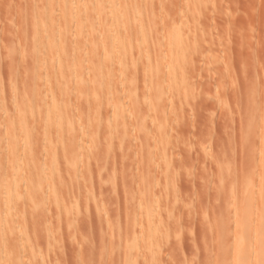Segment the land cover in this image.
Here are the masks:
<instances>
[{
	"label": "rangeland",
	"instance_id": "rangeland-1",
	"mask_svg": "<svg viewBox=\"0 0 264 264\" xmlns=\"http://www.w3.org/2000/svg\"><path fill=\"white\" fill-rule=\"evenodd\" d=\"M90 1L84 34L73 10L62 19L60 0H0V178L10 142L20 139L18 128L39 127L51 89L69 116L50 133L75 134L65 136L60 149L36 131L31 154H18L22 168L35 156L37 166L26 165L22 175L3 182L22 184L14 202L24 208L0 224L11 231L8 249L0 246V264H238L244 227L253 255L264 246L259 242L264 238L259 236L264 234V0ZM110 3L120 22L111 21ZM46 17L61 32L56 41L64 50L58 56L38 49L37 29ZM171 26L186 29L189 46L181 79L175 73L168 80L183 64L172 66L173 54L168 61ZM111 33H121L130 44L126 57L119 52L120 63L111 62L122 63L113 73L104 56ZM172 80L178 91L170 94ZM23 102L28 110L24 104L17 119L13 110ZM61 195L77 205L66 219L56 217L55 199Z\"/></svg>",
	"mask_w": 264,
	"mask_h": 264
},
{
	"label": "bare ground",
	"instance_id": "bare-ground-1",
	"mask_svg": "<svg viewBox=\"0 0 264 264\" xmlns=\"http://www.w3.org/2000/svg\"><path fill=\"white\" fill-rule=\"evenodd\" d=\"M49 1V0H48ZM61 2V4H59L60 5V7H59V9H61V11H59L60 12V14L61 13H63L62 15H60V16H62L61 18L62 19H66L67 20V18H70V16H71V10H73V14H75V17H76V24H77V28H79L80 30H82V32L84 33V34H87V32L89 31V28H88V26H89V23L90 22H88L87 20H85V18H84V13H85V11L87 10V6H88V4L89 3H91V1L90 0H85V2L84 1H80V0H60ZM90 1V2H89ZM104 1V0H103ZM132 1V0H131ZM79 2H81V4L79 3ZM108 2V1H107ZM110 2V1H109ZM59 3V2H58ZM127 3V2H126ZM125 3V4H126ZM132 3V2H131ZM95 4V3H94ZM193 4V3H192ZM48 5V4H47ZM56 5H57V3H56ZM93 5V4H92ZM104 5V4H103ZM128 5V4H127ZM134 5V4H133ZM137 5V4H136ZM105 6V5H104ZM129 6V5H128ZM193 6V5H192ZM67 7H68V9H67ZM117 7H119V6H117ZM80 8V9H79ZM89 8V7H88ZM92 8H93V6H92ZM109 8L111 9L110 11L112 12V18H111V21H113V22H117L118 20L117 19H119L118 18V14H116L115 13V8H114V6H111V3H110V5H109ZM139 8V7H138ZM50 9V8H49ZM136 9V8H135ZM36 10V9H35ZM68 10V11H67ZM137 10V9H136ZM186 10V9H185ZM192 10V9H191ZM191 10H190V12L189 13H193V12H195L196 13V11H192L191 12ZM50 11H51V9H50ZM49 11V12H50ZM90 11V10H89ZM96 11V10H95ZM94 11V12H95ZM117 11H119V10H117ZM36 12V11H35ZM58 12V13H59ZM106 12H108L107 10H106ZM182 13V12H181ZM194 13V14H195ZM200 13V12H199ZM67 14V15H66ZM90 14V13H89ZM190 14V15H191ZM137 15V14H136ZM196 15L198 16V14L196 13ZM97 16V15H96ZM95 16V17H96ZM111 16V15H110ZM119 16H120V14H119ZM197 16H193L194 18H196ZM200 16V15H199ZM198 16V17H199ZM38 17H39V15L37 14V19H38ZM182 17V16H181ZM192 17V16H191ZM193 17H192V19H193ZM47 18V17H46ZM74 18V17H73ZM84 18V19H83ZM121 18V17H120ZM138 18V17H137ZM144 18H146V17H144ZM98 19V18H97ZM135 19H136V17H135ZM99 20V19H98ZM120 20H122V19H120ZM146 20V19H145ZM195 20V19H194ZM193 20V21H194ZM147 21V20H146ZM146 21L144 22V23H146ZM181 21H183V19L181 20ZM118 22H120V21H118ZM122 22V21H121ZM129 22H132V20H130ZM56 22H54L53 21V19L51 18V17H49V18H47V20H45V21H43V22H41L40 24H39V29H37V30H41V34H39L38 33V35H40V40H39V45L40 46H38V49H39V52L40 53H42V52H47V54H50L51 52H55V55H60L62 52H63V45L61 44V41L60 40H58V42L56 41V39L59 37V35H61V32H60V29H59V27L55 24ZM61 23H62V21H61ZM93 23V22H92ZM114 23V24H115ZM140 23V22H139ZM197 23V22H196ZM69 24V23H68ZM174 25H176L175 23H173ZM172 24V25H173ZM201 24V23H200ZM118 25H120V23L118 24ZM123 25V24H122ZM137 25V24H136ZM194 25V24H193ZM74 26H76V25H74ZM144 26V25H143ZM178 26V25H177ZM184 26V25H183ZM200 26V25H199ZM63 27V26H62ZM181 27V26H180ZM194 27V26H193ZM41 28V29H40ZM67 28V27H66ZM72 28V27H71ZM132 28V27H131ZM171 28H172V26H171ZM199 28V27H198ZM78 29V30H79ZM114 29V28H113ZM115 29H116V27H115ZM119 29V28H118ZM122 29H123V27H122ZM162 29V28H161ZM188 29V28H187ZM77 30V29H76ZM78 31V32H81V31ZM88 30V31H87ZM97 31H98V29H96ZM149 30V29H148ZM185 31H186V29H184ZM197 30V29H196ZM185 31H183V30H181L180 28H178V27H173L172 29H171V32H170V34H169V36H168V42H166V43H168L167 44V47H168V45H169V51H168V53H170V54H167L168 55V61H171L170 60V58H169V55H172V56H170V57H174V59H172V60H174V65H172V66H175V67H177L178 65L180 66V64L181 63H183L184 61H185V63H186V59H184V58H186L187 57V52L185 53V49L187 48V46H189V45H184V44H186L185 43V41L187 40V38H188V34L187 33H185ZM188 31V30H187ZM200 31V30H199ZM123 32V31H122ZM196 32V31H195ZM68 33V32H67ZM82 33V34H83ZM97 33V32H96ZM113 33V32H112ZM112 33H111V35H112ZM191 33V32H190ZM74 34V33H73ZM77 34V33H76ZM133 34V33H132ZM68 35V34H67ZM79 35V34H78ZM99 35H101V34H98V36ZM110 35V36H111ZM120 35H121V33L120 34H118V33H116V34H113L112 36L113 37H111V38H109V42L107 43L108 45H107V47L105 48V50H104V56H106V55H108V59H110V61H109V64H108V66H107V69H108V71H109V73H113V70H114V68L117 66V65H115V64H113V65H111L114 61H118L119 59V57H121L120 55H119V52L121 53V54H124V52L126 51L125 49L127 48V49H129L128 47L130 46V44L128 45L127 43V39L125 38V36L123 37V38H121L120 37ZM125 35V34H124ZM128 35V34H127ZM142 35V34H141ZM194 35H196V33L194 34L193 33V37H192V39L195 41V36ZM81 36V35H80ZM87 36V35H86ZM88 36H89V33H88ZM97 36V35H96ZM191 36H192V34H191ZM39 37V36H38ZM78 37V36H77ZM76 37V38H77ZM84 37V36H83ZM100 37H102V36H100ZM134 37V36H133ZM139 37V36H138ZM149 37V36H148ZM167 37V36H166ZM198 37V36H197ZM75 38V39H76ZM146 38V37H145ZM200 38V37H199ZM67 39V38H66ZM73 39H74V37H73ZM80 39V38H79ZM97 39H98V37H97ZM104 39H106V38H104ZM149 39V38H148ZM147 39V40H148ZM162 39V38H161ZM87 40V39H86ZM91 40V39H90ZM90 40H89V42H90ZM132 40H134V39H132ZM151 40V39H150ZM60 41V42H59ZM72 41V40H71ZM76 41H77V39H76ZM80 41V40H79ZM141 41V40H140ZM149 41V40H148ZM167 41V40H166ZM72 42H74V41H72ZM71 42V43H72ZM100 42V41H99ZM102 42V41H101ZM104 42H105V40H104ZM133 42V41H132ZM187 42V41H186ZM190 42V41H189ZM67 43V42H66ZM69 43V42H68ZM86 43H87V41H86ZM134 43V42H133ZM140 43V42H139ZM194 43H196V42H194ZM150 44V43H149ZM36 45V44H35ZM68 45V44H67ZM133 45V44H132ZM163 45V44H162ZM88 46H90V45H88ZM136 46V45H135ZM161 46V45H160ZM164 46V45H163ZM165 46H166V44H165ZM185 46V47H184ZM195 46V45H194ZM40 47V48H39ZM102 47H103V45H102ZM167 47H166V49H167ZM81 48V47H80ZM137 48V47H136ZM135 48V49H136ZM151 48H152V46H151ZM83 49V48H82ZM111 49V50H110ZM122 49L124 50L123 52H121L122 51ZM138 49V48H137ZM144 50H145V48H143ZM156 49V48H155ZM165 49V50H166ZM195 49V48H194ZM76 50V49H75ZM112 51V53L110 52V51ZM102 51H103V49H102ZM141 51V50H140ZM139 51V52H140ZM195 51V50H194ZM193 51V52H194ZM198 51H200V48H199V50ZM38 52V53H39ZM68 52V51H67ZM79 52V51H78ZM127 52H128V50H127ZM127 52H125L126 54H127ZM135 52H137V51H135ZM145 52V51H144ZM167 52V51H166ZM191 52V51H190ZM189 52V53H190ZM196 52V51H195ZM46 54V55H47ZM64 54H65V52H64ZM82 54V53H81ZM98 54V53H97ZM126 54H124L125 55V57H126ZM163 54H164V52H163ZM166 54V53H165ZM185 54H186V56H185ZM141 55H142V52H141ZM191 55V54H190ZM189 55V56H190ZM44 56V55H43ZM42 56V57H43ZM104 56H103V58H104ZM140 56V55H139ZM162 56V55H161ZM185 56V57H184ZM195 56V55H194ZM39 57H40V55H39ZM45 57V56H44ZM48 57V56H47ZM68 57H69V55H68ZM75 57V56H74ZM93 57V56H92ZM101 57V56H100ZM128 57V56H127ZM101 59V60H103V62H104V59ZM141 58V57H140ZM142 58H144L143 56H142ZM192 58V57H191ZM190 58V59H191ZM11 59V58H10ZM37 59V58H36ZM42 59V58H41ZM57 59V58H56ZM64 59V57L62 58V60ZM79 59V58H78ZM78 59H77V61H78ZM121 59V58H120ZM122 59H124V58H122ZM182 59V60H181ZM184 59V60H183ZM48 60V59H47ZM133 60V59H132ZM137 60H139L138 58H137ZM189 60V59H188ZM84 61V60H83ZM125 61V60H124ZM136 61V60H135ZM144 61V60H143ZM148 61V60H147ZM178 61H182L181 63H178ZM60 62V61H59ZM72 62V61H71ZM76 62V61H75ZM112 62V63H111ZM123 62V61H122ZM128 62V61H127ZM146 62V61H145ZM64 63V62H63ZM77 63V62H76ZM102 63V62H101ZM118 63H120L119 61H118ZM129 63V62H128ZM154 63V62H153ZM163 63V62H162ZM185 63H183L180 67H178L179 69H177V71L175 72V71H173L174 69H171L172 71V75L169 77L170 79H168V80H171V78L172 79H174L173 77H174V74L176 73L177 74V76L175 77V78H179V79H181L180 77H182V76H180L179 77V74H184L183 73V67L182 66H184V68H185ZM137 64V63H136ZM145 64V63H144ZM165 64H166V62H165ZM170 62L168 63V65L170 66ZM187 64V63H186ZM104 65H106V64H104ZM115 65V66H114ZM135 65V64H134ZM167 65V64H166ZM55 66V65H54ZM102 67H103V64L101 65ZM113 66H114V68H113ZM122 66V63H121V65L119 64L118 66H117V68H120ZM128 66V65H127ZM144 66V65H143ZM146 66H148V65H146ZM152 66H154V65H152ZM172 66H170V67H172ZM101 67V68H102ZM106 67V66H105ZM131 67V66H130ZM164 67V66H163ZM113 68V69H112ZM117 68H115V70L114 71H116L117 70ZM145 68V67H144ZM147 68V67H146ZM154 68V67H153ZM44 69V68H43ZM65 69V68H64ZM130 69V68H129ZM169 69V70H170ZM180 69H182V71H178V70H180ZM56 70H57V68H56ZM101 70V69H100ZM102 70H104V69H102ZM112 70V71H111ZM118 70H120V69H118ZM135 70V69H134ZM154 70V69H153ZM41 71V70H40ZM130 71V70H129ZM57 72V71H56ZM65 72V71H64ZM73 72V71H72ZM76 72V71H75ZM143 72H144V70H143ZM161 72V71H160ZM182 72V73H181ZM188 72V71H187ZM67 73V72H66ZM138 73V72H137ZM146 73H148V72H146ZM170 73V72H169ZM179 73V74H178ZM62 74H63V72H62ZM65 74V73H64ZM76 74H77V72H76ZM145 74V73H144ZM57 75H58V72H57ZM126 75H128L127 73H126ZM132 75V74H131ZM165 75V74H164ZM39 76H41L40 74H39ZM43 76V75H42ZM118 77H119V75H117ZM135 76V75H134ZM139 76V75H138ZM140 76H141V74H140ZM147 76V75H146ZM162 76V75H161ZM185 76V75H184ZM58 77V76H57ZM105 77L107 78V75H105ZM112 77V76H111ZM117 77V78H118ZM144 77H145V75H144ZM167 77V76H166ZM74 78V77H73ZM95 78V77H94ZM121 78V77H120ZM103 79V78H102ZM110 79V78H109ZM139 79V78H138ZM178 79V80H179ZM61 80V79H60ZM104 80H106V79H104ZM122 80V79H121ZM136 80V79H135ZM140 80V79H139ZM58 81V80H57ZM89 81V80H88ZM107 81H109V80H107ZM115 81V80H114ZM147 81V80H146ZM163 81V80H162ZM176 81H177V79H176ZM176 81H174L173 82V80L172 81H168L169 82V85H170V82H172V83H176V84H178V82H176ZM73 82V81H72ZM113 82V81H112ZM166 82V81H165ZM180 82V81H179ZM182 82V84L181 85H183V81H181ZM46 83H48L47 81H46ZM103 83V82H102ZM109 83V82H108ZM116 83V82H115ZM187 83V82H186ZM68 84V83H67ZM139 84V83H138ZM176 84H171L170 86H169V93L170 94H172V93H175L176 91H178V86L176 85ZM59 84H57V86H58ZM61 85H63V83L61 84ZM88 85H89V83H88ZM99 85V84H98ZM112 85V84H111ZM117 85V84H116ZM122 85V84H121ZM133 85V84H132ZM144 85H146V84H144ZM166 85V84H165ZM48 86H50L49 84H48ZM94 86V85H93ZM102 86H103V84H102ZM135 86V85H134ZM168 86V85H167ZM88 87V86H87ZM100 87V86H99ZM98 87V88H99ZM116 87H118V85L116 86ZM141 87V86H140ZM164 87V86H163ZM112 88V87H111ZM146 88V87H145ZM166 88V87H165ZM181 89H182V87H180ZM46 89V88H45ZM44 89V90H45ZM49 89H50V87H49ZM48 89V90H49ZM56 89V88H55ZM54 89V90H55ZM58 89V88H57ZM76 89V88H75ZM91 89V88H90ZM104 88L102 87V90H103ZM117 89V88H116ZM189 89V88H188ZM191 89V88H190ZM47 90V91H48ZM121 90V89H120ZM186 90V89H185ZM7 91V90H6ZM30 91V90H29ZM88 91V90H87ZM93 91V90H92ZM96 91H98L97 89H96ZM104 91V90H103ZM164 91V90H163ZM34 92V91H33ZM37 92V91H36ZM49 92V93H48ZM47 93H48V95H47V100H46V104H45V113H44V116H43V120H44V122H43V120L42 121H40L41 123L40 124H37V125H39V127L38 126H36V125H32L31 126V128L29 127V125H28V128H25V127H20V128H18L19 130H18V134L19 135H17V134H15L14 132H12V134L13 135H17V136H19V140L18 141H15V142H13L12 140V142H10V139H9V142H10V144L9 145H11L6 151V156H5V169H6V171H4V169L2 168V170L4 171V178H3V180H2V178H0V200L2 201L1 203H2V209L0 210V224L1 223H4V220L5 221H7L6 219H9L10 218V215H11V212H15V214L19 217V214L23 211V206H22V204L20 205V204H16L15 202H14V200H15V198H16V196H17V193L22 189V184H17L16 183V185H15V183H14V185H4L3 184V182L5 181V180H8V179H13V178H15L16 176L18 177V176H20V175H22V172L25 170V169H23L24 167H27V166H29V167H35V166H37V161H35V159L38 157H31V161H29L30 162V164L28 163V165L27 164H25L24 166H23V168H22V163L21 162H19V159H20V157H19V159H18V154H21V157L23 158V156H24V154L26 155V154H31V151H32V148L31 147H33L32 145H31V138H32V135H34V133H36V131L37 132H41V135H42V137H41V139L43 138V142H45V143H48V144H50L51 146L52 145H55L56 147H59L60 149L63 147V145H62V143H63V140L66 138L65 136H67V137H69V138H74L75 137V134H74V132H73V130L72 129H68L67 131H66V134L65 135H61V136H59V135H53L52 133H50V127L53 125V124H55L56 123V125H57V123L59 124V125H61L62 123H67V116H69L67 113H64V112H66V111H64V108H65V106H66V103L65 102H62V99H61V96H59V95H57V94H55L54 92H53V89H51L50 91H48ZM61 92V91H60ZM62 92H63V90H62ZM73 92V91H72ZM90 92V91H89ZM112 92H113V90H112ZM147 92V91H146ZM168 92V91H167ZM181 92V91H180ZM43 93V92H42ZM64 93V92H63ZM74 93V92H73ZM98 93V92H97ZM103 93V92H102ZM110 93V92H109ZM186 93V92H185ZM90 94V93H89ZM88 94V95H89ZM111 94V93H110ZM42 95V94H41ZM44 95V94H43ZM74 95V94H73ZM76 95V94H75ZM74 95V96H75ZM103 96H104V94H102ZM181 95H182V93H181ZM180 95V96H181ZM10 96V95H9ZM65 96V95H64ZM72 96V95H71ZM90 96V95H89ZM148 96V95H147ZM170 96V95H169ZM175 96L176 95H172V97L170 98V99H172V100H174V98H175ZM133 97V96H132ZM185 97H186V95H185ZM45 98H46V95H45ZM89 98V97H88ZM92 98V97H91ZM102 98V97H101ZM110 98V97H109ZM177 98V97H176ZM180 98H182V97H180ZM73 99H74V97H73ZM12 100V99H11ZM43 100V99H42ZM89 100V99H88ZM99 100V99H98ZM103 100V99H102ZM149 100V99H148ZM167 100V99H166ZM190 100V99H189ZM9 101H10V99H9ZM23 101V100H22ZM110 101V100H109ZM117 101V100H116ZM182 101V100H181ZM14 102V101H13ZM24 102H26V101H24ZM22 103L21 105H19V106H16L15 108V110H13V111H15V113H16V118L17 119H20V118H22L21 116H23V111L25 110V108H23L24 107V104H25V106H26V104L27 103ZM44 102V101H43ZM72 102V101H71ZM104 102V101H103ZM148 102V101H147ZM185 102V101H184ZM168 103V102H167ZM117 104V103H116ZM185 104V103H184ZM23 105V106H22ZM28 105V104H27ZM31 105V104H30ZM151 105V104H150ZM171 105V104H170ZM73 107V106H72ZM104 107V106H103ZM26 109L28 110V107L26 106ZM76 109V108H75ZM103 110H104V108H102ZM2 110V109H1ZM26 110V111H27ZM102 110V111H103ZM73 111V110H72ZM75 112H76V110H75ZM98 112V111H97ZM182 112V111H181ZM14 113V112H13ZM5 114V113H4ZM67 114V115H66ZM73 114V113H72ZM167 114V113H166ZM182 114V113H181ZM185 116V115H184ZM73 117V116H72ZM79 119V118H78ZM28 119H26V121H27ZM76 122V121H75ZM74 121H73V123H75ZM42 123H45V124H43L42 125ZM41 125V126H40ZM74 125V124H73ZM78 125V124H77ZM104 126V125H103ZM38 127V128H37ZM82 128V134H85V132H86V130H85V128L84 127H81ZM52 129V128H51ZM100 129V128H99ZM53 130V129H52ZM15 132H16V130H14ZM57 131V130H56ZM54 133V132H53ZM55 134V133H54ZM79 134V133H78ZM91 135V134H90ZM37 136H38V134H37ZM87 136V135H86ZM13 137V136H12ZM15 137V136H14ZM82 137V136H81ZM18 138V137H17ZM39 138V137H38ZM87 138V137H86ZM35 139V138H34ZM67 139V138H66ZM81 139V138H80ZM79 140V139H78ZM42 142V143H43ZM44 145V144H43ZM42 145V146H43ZM8 146V145H7ZM84 146V145H83ZM34 148V147H33ZM51 148V147H50ZM66 149V148H65ZM60 151V150H59ZM46 152V151H45ZM43 153H44V151H43ZM50 153V152H49ZM58 153V152H57ZM45 154H47V153H45ZM62 154V153H61ZM51 155V154H50ZM4 156V155H3ZM33 156V155H32ZM52 156V155H51ZM66 156V155H65ZM3 158V157H2ZM22 158H21V160H22ZM66 158V157H65ZM4 159V158H3ZM38 160H39V158H38ZM3 162V161H2ZM1 162V163H2ZM40 162V161H39ZM4 163V162H3ZM3 163H2V166H4L3 165ZM53 163V162H52ZM70 164V163H69ZM263 164V163H262ZM27 165V166H26ZM62 165V164H61ZM42 166V165H41ZM1 167V166H0ZM45 167V166H44ZM264 167V166H263ZM42 168V167H41ZM45 169V168H44ZM27 170V169H26ZM48 170V169H47ZM88 170V169H87ZM42 171V170H41ZM45 171V170H44ZM0 172H1V168H0ZM26 172V171H25ZM24 172V173H25ZM29 172V171H28ZM27 172V173H28ZM76 172V171H75ZM264 174V173H263ZM3 175V172L2 173H0V177ZM6 175V176H5ZM25 175H26V173H25ZM53 176V175H52ZM62 178V177H61ZM79 178V177H78ZM23 179H25V178H23ZM22 179V180H23ZM46 179H48V178H46ZM22 180H21V182H22ZM55 180V179H54ZM264 181V180H263ZM6 182V181H5ZM25 182V181H24ZM81 182H82V180H81ZM23 183V182H22ZM48 183V182H47ZM63 183V182H62ZM263 183V182H262ZM264 184V183H263ZM262 184V185H263ZM53 185V184H52ZM47 186V185H46ZM38 187H39V185H38ZM48 187H49V185H48ZM263 187V186H262ZM85 188V187H84ZM264 188V187H263ZM47 189V188H46ZM64 189V188H63ZM28 190V189H27ZM57 190V189H56ZM60 191V190H59ZM249 191H250V189H249ZM263 191V190H262ZM38 192H39V188H38ZM64 192H66V191H64ZM253 192H254V190H253ZM264 192V191H263ZM70 193V192H69ZM68 193V191H67V195H70ZM250 193H251V191H250ZM159 194V193H158ZM254 194V193H253ZM19 195V194H18ZM48 195V194H47ZM66 195V194H65ZM65 195H61V196H59V197H57V199H55L56 200V203H57V207H58V209H56V217H57V215H58V217L59 218H61V216L63 215H65V216H67L68 214H69V212L70 211H72V210H74V209H76L77 208V205L76 204H71V202L69 203V200H70V197H72V202H74L73 201V197L74 196H72V194L70 195V197L68 198L67 196H65ZM138 195V194H137ZM261 195H262V193H261ZM64 196H65V198L67 199L68 198V200H67V202H66V199L64 198ZM264 196V195H263ZM262 196V197H263ZM247 197H248V195H247ZM250 197V196H249ZM47 198V197H46ZM89 199V198H88ZM94 200V199H93ZM247 200V199H246ZM251 200V199H250ZM262 201L264 200V199H261ZM15 201H18V200H15ZM158 201V200H157ZM249 201V200H248ZM95 202V201H94ZM264 202V201H263ZM262 202V203H263ZM247 203V202H246ZM245 203V204H246ZM261 203V204H262ZM32 204V203H31ZM95 205V204H94ZM247 205H248V203H247ZM27 205H25V207H26ZM55 206V205H54ZM261 206H263V205H261ZM56 207V208H57ZM149 208V207H148ZM166 208V207H165ZM248 209H250L249 208V206L247 207ZM246 208V209H247ZM262 208V207H261ZM147 209V208H146ZM248 209L246 210V211H248ZM263 209V208H262ZM261 209V210H262ZM260 210V211H261ZM97 211V210H96ZM148 211V210H147ZM153 211V210H152ZM243 211V210H242ZM242 211H241V213H242ZM263 211V210H262ZM144 212H146L145 210H144ZM143 212V213H144ZM154 212H155V210H154ZM234 212V211H233ZM250 212H251V209H250ZM264 212V211H263ZM24 214H25V212H23ZM152 213V212H151ZM249 211L248 212H244V216L246 217V218H248V216H249ZM47 214V213H46ZM102 214V213H101ZM149 214V213H148ZM260 214H262V212L260 213ZM13 216H14V214H12ZM22 215V214H21ZM153 215V214H152ZM262 215H264V214H262ZM262 215H259V216H262ZM8 216H9V218H8ZM13 216H11V218L13 217ZM26 216V215H25ZM65 216H64V218H65ZM244 216H240V217H244ZM18 217H16V218H18ZM151 217V216H150ZM153 217V216H152ZM20 218H21V216H20ZM25 218V217H24ZM145 218V217H144ZM260 218V217H259ZM57 219V218H56ZM66 219V218H65ZM65 219H63L64 221L63 222H66V220ZM9 220H11V219H9ZM262 220V219H261ZM20 221V220H19ZM62 221V220H61ZM243 221H245V219L243 220ZM246 221H247V219H246ZM60 222V221H59ZM248 222V221H247ZM6 223V222H5ZM261 223V222H260ZM48 224V223H47ZM158 224V223H157ZM160 224V223H159ZM245 225H247V226H249L250 224H249V222L246 224V223H244ZM243 224V225H244ZM249 224V225H248ZM26 225V224H25ZM150 224L148 223V226H149ZM262 225V224H261ZM260 225V226H261ZM8 226V225H7ZM158 226V225H157ZM160 226V225H159ZM158 226V227H159ZM162 226V225H161ZM1 227H3V226H1ZM59 227V226H58ZM139 227V226H138ZM141 227V226H140ZM150 227V228H149ZM148 228H149V230H151V231H153V230H155L156 231V228L155 227H153V228H151V225L149 226ZM22 228V227H21ZM21 228L20 229H17V231H18V233H17V235H19L20 236V238L22 237V235H23V232L21 231ZM57 228V227H56ZM248 229V227H244V230H243V234H244V236H243V234H242V236H243V238H244V241H243V245L242 246H240L239 247V250L237 251V252H239L238 254V264H264V246L263 247H259V248H255V250H254V252H253V255L252 254H250V252H247V251H250L249 249H250V247H249V240H250V236H249V232L247 231V229ZM261 228H263V227H261ZM59 230V229H58ZM68 230V229H67ZM138 230V229H137ZM165 230V229H164ZM241 230H242V228H241ZM157 232V231H156ZM161 232V231H160ZM9 233H11V231H5V229H0V246L1 247H3V250H4V247L6 246L7 247V249H8V239H7V236L9 235ZM153 233V232H152ZM152 233L150 234V235H152ZM26 234V233H25ZM144 234V233H143ZM158 234V233H157ZM15 235V234H14ZM145 235V234H144ZM155 235V234H154ZM161 234H159V236H160ZM262 235H264V234H262V232H261V234L259 235V236H261V238L263 237ZM16 236V235H15ZM153 236V235H152ZM12 237V236H11ZM13 238V237H12ZM15 238V237H14ZM134 238V237H133ZM148 238H150V237H148ZM260 238V239H261ZM10 239V238H9ZM259 239V238H258ZM259 239V240H260ZM70 240V239H69ZM136 241H137V238L135 239ZM262 240L264 241V238L263 239H261L259 242H262ZM15 241V240H14ZM53 241V240H52ZM136 241H135V243H136ZM147 241H148V239H147ZM10 242H12V241H10ZM139 242V241H138ZM154 242V241H153ZM258 242V243H259ZM20 243H22V242H19V246L21 245ZM140 243V242H139ZM263 243V242H262ZM262 243H260V244H262ZM12 244V243H11ZM39 244V243H38ZM260 244H258V245H260ZM8 245V246H7ZM12 245H14V244H12ZM22 245H23V243H22ZM21 245V246H22ZM37 245V244H36ZM48 245H51V244H48ZM144 245V244H143ZM263 245V244H262ZM15 247H16V245H14ZM20 246V247H21ZM138 246V245H137ZM137 246H135L136 247V249H137ZM36 247V246H35ZM40 247V246H39ZM50 247V246H49ZM54 247V246H53ZM254 247V246H253ZM132 248H134V246L132 245V246H130V248L128 249V250H130V249H132ZM18 248L16 247V250H17ZM24 249V248H23ZM135 249V250H136ZM139 249V248H138ZM31 250V249H30ZM33 250V249H32ZM148 250V249H147ZM155 250V249H154ZM25 251V250H24ZM253 251V250H252ZM9 252V251H8ZM42 252V251H41ZM3 254V253H2ZM46 254V253H45ZM249 254H250V256H252V257H250L249 258ZM19 255V254H18ZM41 256V255H40ZM18 257V256H17ZM11 258V257H10ZM24 258V257H23ZM20 259L18 258V261H19ZM10 261H12V260H10ZM59 262V261H58ZM4 264V263H3ZM5 264H6V262H5ZM17 264V263H16ZM126 264V263H125ZM130 264V263H129Z\"/></svg>",
	"mask_w": 264,
	"mask_h": 264
}]
</instances>
